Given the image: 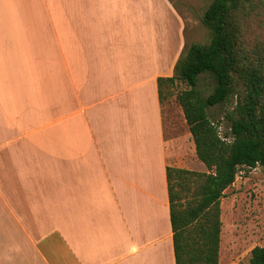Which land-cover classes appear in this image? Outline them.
<instances>
[{"label": "crops", "instance_id": "0c3cea01", "mask_svg": "<svg viewBox=\"0 0 264 264\" xmlns=\"http://www.w3.org/2000/svg\"><path fill=\"white\" fill-rule=\"evenodd\" d=\"M186 19L171 0H0V264H176L164 114Z\"/></svg>", "mask_w": 264, "mask_h": 264}, {"label": "trees", "instance_id": "16d2710c", "mask_svg": "<svg viewBox=\"0 0 264 264\" xmlns=\"http://www.w3.org/2000/svg\"><path fill=\"white\" fill-rule=\"evenodd\" d=\"M262 0H213L202 22L210 38L193 42L180 55L170 78L159 79L165 102L177 93L193 136L198 159L207 171L167 168L176 264H220L221 199L242 170L264 171V41L246 37L251 15ZM215 81L204 95L201 75ZM231 102L226 113L230 133L221 135L209 109ZM248 264H264V245L255 247Z\"/></svg>", "mask_w": 264, "mask_h": 264}, {"label": "rangeland", "instance_id": "374dc122", "mask_svg": "<svg viewBox=\"0 0 264 264\" xmlns=\"http://www.w3.org/2000/svg\"><path fill=\"white\" fill-rule=\"evenodd\" d=\"M186 19L187 45L193 42L206 43L210 34L202 22V17L213 0H171ZM246 37L251 45L264 41V0L251 15L247 25ZM215 87V81L209 75H201L198 88L209 95ZM178 83L173 95L164 103V114L171 125L184 124L183 110L177 101V93L187 89ZM231 102L211 107V119L219 126L221 135L230 133V122L226 113ZM191 170L207 171L205 165L197 159L190 163ZM222 233L220 246V264H248L252 250L264 245V171L261 167L252 169L248 174L242 170L235 183L227 188L221 199Z\"/></svg>", "mask_w": 264, "mask_h": 264}]
</instances>
